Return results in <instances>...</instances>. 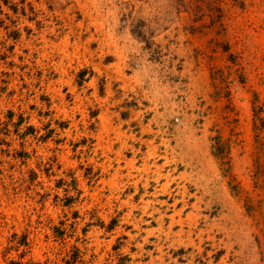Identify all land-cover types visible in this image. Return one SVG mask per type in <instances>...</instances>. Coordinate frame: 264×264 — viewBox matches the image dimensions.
Segmentation results:
<instances>
[{
  "label": "rangeland",
  "instance_id": "374dc122",
  "mask_svg": "<svg viewBox=\"0 0 264 264\" xmlns=\"http://www.w3.org/2000/svg\"><path fill=\"white\" fill-rule=\"evenodd\" d=\"M0 264H264V0H0Z\"/></svg>",
  "mask_w": 264,
  "mask_h": 264
}]
</instances>
